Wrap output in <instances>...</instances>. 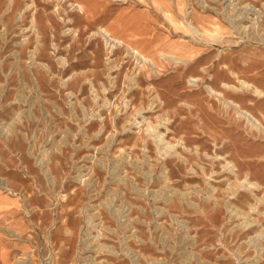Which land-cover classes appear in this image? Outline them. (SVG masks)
I'll return each instance as SVG.
<instances>
[{
	"label": "rangeland",
	"instance_id": "rangeland-1",
	"mask_svg": "<svg viewBox=\"0 0 264 264\" xmlns=\"http://www.w3.org/2000/svg\"><path fill=\"white\" fill-rule=\"evenodd\" d=\"M100 1L85 17L72 0H0V193L17 204L1 219L4 261L264 264V127L206 87L212 74L217 90L241 85L227 63L264 89V22L245 38L226 0H149L150 26L131 11L145 1ZM101 26L189 61L139 63L127 44L110 52ZM226 96L264 123V98ZM223 143L238 176L216 156ZM246 174L261 188L242 187Z\"/></svg>",
	"mask_w": 264,
	"mask_h": 264
},
{
	"label": "bare ground",
	"instance_id": "bare-ground-1",
	"mask_svg": "<svg viewBox=\"0 0 264 264\" xmlns=\"http://www.w3.org/2000/svg\"><path fill=\"white\" fill-rule=\"evenodd\" d=\"M96 1H98V0H96ZM96 1L95 0H72L71 5L74 6L72 8H74V9L78 8L80 10L77 13L79 15H81V16H85L86 17V16H88L87 14H89V13H91L92 16H96V14L98 13V10L97 9L102 5V2L100 0L98 1V3ZM111 1L112 2L115 1V2H124L125 3V2H129L130 0H111ZM158 1H161V0H158ZM173 1L174 2H178V0H173ZM226 1H228L227 2L228 4L226 5L225 10H224L225 17L230 21V23L233 24V27L237 29V32L242 37H245L246 38V37L250 36V30H252L254 28H259L262 25V23L264 22V16H263L264 10L261 9V8L264 7V1L262 2V5H261L263 7H259V8L257 7L256 4H254L252 2H248L247 0H238V2L236 0H226ZM104 2H106V1H104ZM244 2H246V3H244ZM200 3H201V1H200ZM223 3H225V2H223ZM204 4H205V2H204ZM200 5H202V4H200ZM101 8H102V6H101ZM162 8H163V6H162ZM163 9H165V8H163ZM191 9H192V10H190L191 12H196V9L194 7L191 8ZM106 13H108V12H106ZM220 13H218V14H220ZM198 15H196V17ZM194 16L189 17V19H190L189 22H190V25H191L192 33L193 34H197V35H202L203 32L200 29V27L198 26V23L196 22V20L194 19ZM142 25H143V23H142ZM144 25H145V23H144ZM99 29L100 30L98 31V33H100L103 36V38L105 40V43H106V46H107V48H109V51L110 52H112L113 49L116 48L117 46H122L124 44H127L122 39L117 38L116 36H114L113 33L108 28H106L104 26H101ZM254 31H255V29H254ZM263 41H264V39H263ZM152 42H154V41H152V39L151 40H146V39H141L140 40L139 39L137 45H134V44L129 43V44H127L128 53L131 54V55H133V56H135L137 58V60H138L139 63L150 64V65H153V66H156L157 65L156 61L159 60V59L164 60V61H167V62H171V63H174V64H183V65L189 61V60H186L183 56H181L179 54L172 53V52H168V51H165V50H162V49H159L158 50L157 55L150 54V52H146L144 50V48L140 46V45L146 46L147 44L152 43ZM222 67H223V70L222 71H224V72H226L227 69H230L229 70L230 73H232L233 75H235L239 79L241 85H236V84H234L232 82H226V81H224V82L221 83V85L223 87L222 90H217V89H215L210 84L211 81L215 80V78H216V75L215 74H212L211 75V78H210V81H209L210 83L207 82V84H206L207 89L212 94H215L218 98L224 99L225 104L227 106H229V103H230V104H232V106H235L236 109L238 108L240 114L243 115L244 117H246V119L251 123L252 126L254 125V126L259 127V125H260V126L264 127L263 121L261 119H259L252 111H250L249 109L243 108V106L239 102H237L235 100H230L229 99V101H228L227 100L228 97L226 96V92L228 90H233V91H242V92H247V93L248 92H251L256 97L264 98V89L262 87L256 85L255 83L251 82V81H248L246 79H241L240 77H238V73L235 70L231 69V67L229 66V64L224 63V64H222ZM198 80H199V78L198 77H194V76H192V77L189 78V81L193 85H197L198 84V82H197ZM249 103L250 104H254L255 101L253 99H250L249 100ZM262 115H263V118H264V113ZM148 126L150 127V124ZM155 130H158V129H155ZM161 139H163V138H161ZM161 144H162V141H161ZM169 147H172V145L171 146L169 145ZM226 147L227 146L224 144L222 146V148L220 149L221 152L220 153L218 151L216 152V156L222 157L224 159V161H225L224 166L227 169H230L231 172L235 173L238 176L240 173H239V168H238L237 161L233 158V155H224V153H223L226 150ZM174 148H175V146H174ZM6 186L8 187L9 185H6L5 184L4 187H6ZM241 186L244 187V188H246V189L252 190V191H255V190H258L259 188H261V184L259 182H257V181L252 180V178H251V176L249 174H246V176L244 177L243 181L241 182ZM232 190H231V192H232ZM235 192H237V189H234L233 190V193H235ZM13 193H15V192H13ZM22 195H24V198L26 200H29L28 199V196H26L25 194H22ZM242 195H243V193H241L239 191V193H238V196H239L238 199H234V200H242ZM234 200L233 199L230 200L231 204H233V205H228L229 208H232L231 209V212H232V210H236V211H241L242 212V209H240L239 206L235 204ZM260 201L264 202V198H260ZM251 207L254 208L255 206L254 205H251ZM12 232H13V234L20 235V232H18V231L13 230Z\"/></svg>",
	"mask_w": 264,
	"mask_h": 264
},
{
	"label": "crops",
	"instance_id": "crops-1",
	"mask_svg": "<svg viewBox=\"0 0 264 264\" xmlns=\"http://www.w3.org/2000/svg\"><path fill=\"white\" fill-rule=\"evenodd\" d=\"M142 1H145V3L147 5H149V0H135V2L137 3H142ZM150 3L152 4L151 0ZM153 10L154 7L152 5H149L148 7H144V6H140L137 7L134 10H131L133 12H135V15L137 17V19H142V22L152 26L153 24L151 23L152 19H153ZM16 200L15 197H11L8 193H0V224L4 227L0 229V264H7L4 261V257L3 256H9V259H11L10 257V244L9 241L7 240V238H5L6 236V232H5V226L6 224L1 220L4 218H6L7 220H10V216L12 214V212L15 211V207H16Z\"/></svg>",
	"mask_w": 264,
	"mask_h": 264
}]
</instances>
